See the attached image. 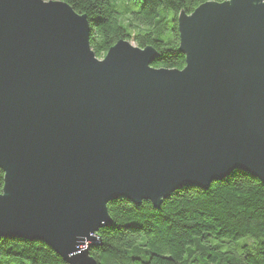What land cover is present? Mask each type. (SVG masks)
Listing matches in <instances>:
<instances>
[{"label": "water", "instance_id": "95a60500", "mask_svg": "<svg viewBox=\"0 0 264 264\" xmlns=\"http://www.w3.org/2000/svg\"><path fill=\"white\" fill-rule=\"evenodd\" d=\"M183 69L154 47L92 48L63 0H0V238L96 264L108 204L159 209L234 171L264 184V0L208 1L178 16Z\"/></svg>", "mask_w": 264, "mask_h": 264}, {"label": "trees", "instance_id": "16d2710c", "mask_svg": "<svg viewBox=\"0 0 264 264\" xmlns=\"http://www.w3.org/2000/svg\"><path fill=\"white\" fill-rule=\"evenodd\" d=\"M88 17L102 58L119 40L154 47L153 67L183 69L178 16L208 1L63 0ZM4 172L0 170V194ZM113 224L99 230L96 264H264V184L234 171L208 189L185 187L159 209L128 199L108 204ZM0 264H67L42 242L0 238Z\"/></svg>", "mask_w": 264, "mask_h": 264}, {"label": "rangeland", "instance_id": "374dc122", "mask_svg": "<svg viewBox=\"0 0 264 264\" xmlns=\"http://www.w3.org/2000/svg\"><path fill=\"white\" fill-rule=\"evenodd\" d=\"M45 1H58V0H45ZM132 44L134 45V43H132ZM102 58H103V57H102ZM102 58H101V59H102Z\"/></svg>", "mask_w": 264, "mask_h": 264}]
</instances>
